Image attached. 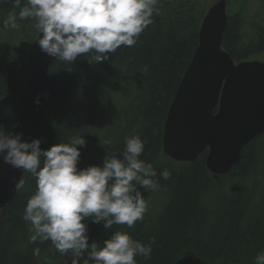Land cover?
<instances>
[{
	"label": "trees",
	"instance_id": "trees-1",
	"mask_svg": "<svg viewBox=\"0 0 264 264\" xmlns=\"http://www.w3.org/2000/svg\"><path fill=\"white\" fill-rule=\"evenodd\" d=\"M23 6V5H21ZM150 24L134 47L121 46L109 60L96 63L81 56L74 63L55 61L35 84L24 102L29 79L27 54L39 34L35 21L17 20V30L33 31L29 46L20 50L0 37V131L19 127L23 139L42 141L41 148L67 143L84 136L80 169L103 166L106 155L121 154L126 138L140 136L145 143L141 159L151 163L159 179V191H140L148 201L142 222L133 228L88 224L89 243L103 242L115 231L129 233L144 244L154 238L150 259L138 264H175L184 252H193L209 264H254L264 252V134L240 154L226 175L216 176L206 166L207 151L195 162L176 163L163 151V133L170 106L198 46L206 7L198 0H158ZM20 9L0 0V30L9 12ZM241 13H228L222 47L236 62L264 60V22L246 41ZM28 38V37H27ZM126 87L117 120L103 138V146L90 147L101 107ZM39 101V103H37ZM124 103V104H123ZM168 170L170 179L159 174ZM24 187L0 215V264H58L61 254L51 241L29 243L33 234L23 220L29 198L36 191L35 178L24 173ZM40 248V256L33 249ZM82 264H91L87 253Z\"/></svg>",
	"mask_w": 264,
	"mask_h": 264
},
{
	"label": "clouds",
	"instance_id": "clouds-1",
	"mask_svg": "<svg viewBox=\"0 0 264 264\" xmlns=\"http://www.w3.org/2000/svg\"><path fill=\"white\" fill-rule=\"evenodd\" d=\"M14 7L4 20L5 27H17V20L32 19L41 34L40 51L56 61L74 63L85 56L96 63L109 60L121 46L134 47L140 34L153 23L158 0H10ZM23 5V6H21ZM39 103V101H37ZM42 141L27 142L23 134L0 131V159L14 169L35 178L36 191L29 198L23 220L33 234L29 243L51 241L61 254L72 253V264H80L87 253L91 264H138L137 257L150 259L154 238L147 244L127 232L115 231L100 246L89 243L88 224L133 228L142 222L148 201L140 191H159L157 172L141 159L145 143L140 136L126 138L121 154L106 155L103 166L80 169V148L84 136L75 135L67 143L41 148ZM170 172L159 174L170 179ZM17 189L24 182L16 183ZM40 256V248L33 249ZM254 264H264V252Z\"/></svg>",
	"mask_w": 264,
	"mask_h": 264
},
{
	"label": "water",
	"instance_id": "water-1",
	"mask_svg": "<svg viewBox=\"0 0 264 264\" xmlns=\"http://www.w3.org/2000/svg\"><path fill=\"white\" fill-rule=\"evenodd\" d=\"M227 18V0H219L204 16L197 49L170 106L163 133V151L171 161L195 162L207 151V169L216 176L228 174L243 149L264 134V61L236 63L223 49ZM40 35L27 54L24 102L56 61L40 51ZM19 134L17 127L14 135ZM23 176V170L0 159V215L18 195L16 183ZM72 259L66 255L58 264H72ZM175 264L209 263L186 251Z\"/></svg>",
	"mask_w": 264,
	"mask_h": 264
},
{
	"label": "rangeland",
	"instance_id": "rangeland-1",
	"mask_svg": "<svg viewBox=\"0 0 264 264\" xmlns=\"http://www.w3.org/2000/svg\"><path fill=\"white\" fill-rule=\"evenodd\" d=\"M219 0H198L201 6H205L208 10L211 6L216 4ZM227 12L232 14L241 13L244 18V34L246 41L254 36L255 28L264 22V0H227ZM33 35V31L23 32L21 29L8 27L4 30H0V37L3 41H8L14 44L20 50H26L29 46L30 36ZM37 34L35 35V37ZM28 37V38H27ZM261 59V58H259ZM258 59V60H259ZM126 94V87L121 85L119 94L115 95L113 100L109 102L105 107H101V111L98 117V125L95 129V137L92 138L90 147L92 152L103 146V138L107 134L109 128L117 120L120 104L122 103V97ZM122 96V97H121ZM127 98V95H125ZM124 104V103H123Z\"/></svg>",
	"mask_w": 264,
	"mask_h": 264
}]
</instances>
